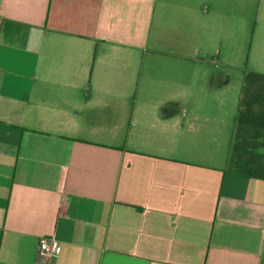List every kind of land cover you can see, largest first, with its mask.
Here are the masks:
<instances>
[{"label": "crops", "instance_id": "obj_1", "mask_svg": "<svg viewBox=\"0 0 264 264\" xmlns=\"http://www.w3.org/2000/svg\"><path fill=\"white\" fill-rule=\"evenodd\" d=\"M0 264H264V0H0Z\"/></svg>", "mask_w": 264, "mask_h": 264}, {"label": "built area", "instance_id": "obj_2", "mask_svg": "<svg viewBox=\"0 0 264 264\" xmlns=\"http://www.w3.org/2000/svg\"><path fill=\"white\" fill-rule=\"evenodd\" d=\"M39 252L48 256V258L53 261L61 252V245L55 238H40L38 245Z\"/></svg>", "mask_w": 264, "mask_h": 264}]
</instances>
